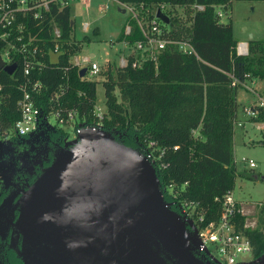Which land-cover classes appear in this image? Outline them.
Masks as SVG:
<instances>
[{"label": "trees", "instance_id": "obj_1", "mask_svg": "<svg viewBox=\"0 0 264 264\" xmlns=\"http://www.w3.org/2000/svg\"><path fill=\"white\" fill-rule=\"evenodd\" d=\"M117 1L166 4L168 11L173 6H183L189 12L190 23L186 25L174 15L168 22L169 32L173 38H186L193 49L183 52L169 43L156 60L146 59L140 66H133L134 55L129 54L125 65L107 69L102 81L106 107L99 125L143 152L145 140L149 139L154 148L163 149L160 159L165 165L156 166L161 187L169 181L177 183V197L199 201L205 208V218L211 219L218 211L214 197L232 190L237 175L233 143L237 88L249 76L264 78V38L248 39L247 52H237L232 21H222L216 10L228 6L231 0ZM195 2L204 7H192ZM23 20L26 33L35 35L41 48L38 56L43 60L31 75L41 83L40 90L34 92L36 102L44 112L76 108L82 124L96 123L93 107L97 80L81 79L76 65L69 60L77 48L72 40L70 4L54 1L39 19L29 15ZM54 22L61 29L59 40L53 38ZM130 24L131 30L127 33L123 27L119 38L131 43L141 37V31L135 19ZM6 46L7 41L0 37V54ZM18 62L13 74L0 68L1 119L8 130L20 115L17 102L24 75ZM117 87L121 100L115 93ZM258 114L255 120H264V110ZM40 129L53 133L62 144L67 141L68 132L61 126L43 125ZM14 138L20 136H10ZM164 197L169 199L168 195ZM259 212V220L264 222V201L260 202ZM247 232L252 252L263 254L264 230L255 227Z\"/></svg>", "mask_w": 264, "mask_h": 264}, {"label": "water", "instance_id": "obj_2", "mask_svg": "<svg viewBox=\"0 0 264 264\" xmlns=\"http://www.w3.org/2000/svg\"><path fill=\"white\" fill-rule=\"evenodd\" d=\"M156 15L169 21L160 9ZM0 68L13 74L17 63L0 54ZM2 205L0 224L11 222L12 209ZM17 206L24 264H203L193 253V223L162 194L154 162L101 126H83L58 147Z\"/></svg>", "mask_w": 264, "mask_h": 264}, {"label": "built area", "instance_id": "obj_3", "mask_svg": "<svg viewBox=\"0 0 264 264\" xmlns=\"http://www.w3.org/2000/svg\"><path fill=\"white\" fill-rule=\"evenodd\" d=\"M54 1L63 5L70 2V0H0V37L7 41V46L1 55L7 63L16 62L17 68L19 66L18 61H20V69L24 75V79L19 82L22 94L18 99L17 108L20 115L12 123L10 130L5 127L1 119L3 86L0 82V140L9 139L11 135L32 134L37 132L43 125L59 126L72 124L75 133L72 138L77 136L83 126H91L93 128L100 126L104 109L99 106L97 99L93 107L97 121L91 125L82 124L81 116L76 108L63 109L59 107L44 112L43 108L36 102L34 92L40 90L41 83L40 80H33L31 75L36 68L43 65V60L38 56L41 48L35 41V35L31 31L26 33L27 25L23 19L29 15L33 19H39L45 11L50 9ZM192 7L202 9L204 4L195 2ZM158 9L169 16L162 6L148 14L147 18L145 16L141 17L137 12L135 13V20L141 31V37L131 43L129 42L132 49L126 56L121 57L118 66H123L127 63L129 54L134 55L133 66H140L146 59L152 58L156 60L158 53L169 43L176 44L177 48L183 52H190L193 49L186 38L177 39L171 37L169 21L166 22L156 15ZM216 10L217 15L221 17L223 15L221 7ZM53 25V38L54 40H59L61 29L56 22ZM87 25L85 23L84 28ZM130 30L131 25H126V32L128 33ZM58 46V43H56V49ZM237 52H247V43L245 41L237 43ZM71 56L69 60L76 65L78 74L79 69L85 67L84 74L79 75L81 79H98L96 75L100 71L99 63L92 60L90 55L72 54ZM56 96H58V93L55 94ZM262 107H264V100L258 99L252 105L245 106L244 110L246 114L256 116ZM51 118H54L57 124H53ZM72 138H69V135L67 136V140ZM144 153L154 162L155 167L165 165L160 159L163 149L160 148L156 153L150 147L149 151L144 150ZM247 162L249 166L255 165L252 158H248ZM161 190L163 195L169 196L167 200L170 202L171 207L174 204L176 206L175 210L185 220L193 223V229H195L198 236V244L196 246L198 252L219 264H243L249 260L246 254L250 253L252 255V241L247 230L255 228L257 225L260 203L255 205L251 202L238 200L234 197L232 191L228 190L222 195L214 197L218 201L217 215L211 219H206L205 208L199 201L177 197L179 192L177 183L173 181L166 182L161 187Z\"/></svg>", "mask_w": 264, "mask_h": 264}, {"label": "rangeland", "instance_id": "obj_4", "mask_svg": "<svg viewBox=\"0 0 264 264\" xmlns=\"http://www.w3.org/2000/svg\"><path fill=\"white\" fill-rule=\"evenodd\" d=\"M69 4L70 15L74 21L71 32L72 40L77 47L73 54L90 55L92 60L99 63L100 71L96 75L98 78L96 84L97 102L104 110L106 106L102 81L106 78V71L107 69L116 70L121 57L126 56L132 49L129 42L119 38V33L125 23L135 19L136 12L141 17L147 18L148 14L159 6H162L171 19L176 15L186 25L190 23L189 12L181 5L173 6L168 11L169 6L166 4H128L123 12L117 8L118 3L115 0H70ZM222 10L221 20L231 19L233 34L238 40L247 41L253 36L264 38V0H232L228 6L222 7ZM85 23L88 24L86 28H84ZM250 32L253 34L250 35ZM237 90L240 102L238 112L244 121L240 124L237 122L234 126V161L237 175L232 193L238 200L257 205L264 201V120H255L259 114L250 116L245 113L244 107L252 105L258 99L264 100V78L256 76L252 80L247 78L246 82ZM115 93L121 100L118 87L115 89ZM261 109L264 110V107ZM261 109L260 111H262ZM51 122L57 124L54 118H51ZM59 126L68 132L69 138L75 136L72 124ZM1 141L4 143L0 145V153H4V149H7V146L10 147L11 139H2ZM145 143V150L149 151L151 147L156 153L159 151V146L155 148L152 146L151 139L145 140ZM248 158L254 160V166H249ZM259 213L257 214L256 227L264 230V222H260ZM246 257L250 258L251 254L247 253ZM252 261H264V253L253 258Z\"/></svg>", "mask_w": 264, "mask_h": 264}, {"label": "flooded vegetation", "instance_id": "obj_5", "mask_svg": "<svg viewBox=\"0 0 264 264\" xmlns=\"http://www.w3.org/2000/svg\"><path fill=\"white\" fill-rule=\"evenodd\" d=\"M20 138L11 139L10 147L0 153V162L4 163L6 178H0V205L5 198L18 192L11 204L5 202L2 206H7L5 210L12 209L13 220L0 224V264H24L23 259L18 254V248L22 246V235L16 240L15 226L20 215V209L16 207V201L22 190L32 183L45 166H48L53 158L55 150L62 142L53 133L43 129L28 135H17ZM1 148V147H0ZM194 255L202 260L203 264H219L214 260L193 250ZM261 255V254H260ZM255 255L243 264H264V261H252Z\"/></svg>", "mask_w": 264, "mask_h": 264}, {"label": "crops", "instance_id": "obj_6", "mask_svg": "<svg viewBox=\"0 0 264 264\" xmlns=\"http://www.w3.org/2000/svg\"><path fill=\"white\" fill-rule=\"evenodd\" d=\"M118 4H117V8L119 9V10H121V11H125L126 9H125V6H128V4H126V3H121V2H119V1H117V0H115ZM232 1V0H231ZM221 10H222V7H221ZM223 11V10H222ZM126 25H131L130 24V22L129 21H127L126 23H125V25L123 26L124 27V31L126 32ZM252 32H250V35H252L251 34ZM120 34V33H119ZM233 36H234V34H233ZM235 37V36H234ZM236 39H237V42L238 41H244V40H238V38L237 37H235ZM253 38H255L254 36H253ZM124 41H126V40H124ZM248 41V40H247ZM247 41H245L246 43H247ZM253 77H255V76H249V77H247V78H250L251 80L253 79ZM246 78V79H247ZM253 81H255V80H253ZM252 81V82H253ZM245 82H246V80H245ZM244 82V83H245ZM256 88V87H255ZM236 100H237V103H238V106H237V109H236V113H235V117H234V126H235V124L238 122V124H240V123H243V121H244V119H242V118H240V116H239V112H238V109H239V101H238V90H237V94H236ZM252 101V100H251ZM242 105H243V103H242ZM232 191V190H231ZM260 203V202H259Z\"/></svg>", "mask_w": 264, "mask_h": 264}]
</instances>
